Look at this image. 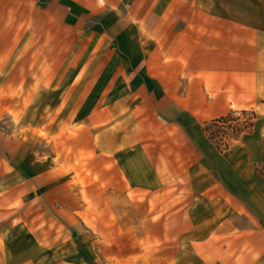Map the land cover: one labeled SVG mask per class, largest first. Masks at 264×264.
Masks as SVG:
<instances>
[{
    "label": "crops",
    "instance_id": "0c3cea01",
    "mask_svg": "<svg viewBox=\"0 0 264 264\" xmlns=\"http://www.w3.org/2000/svg\"><path fill=\"white\" fill-rule=\"evenodd\" d=\"M98 261L264 264V0H0V264Z\"/></svg>",
    "mask_w": 264,
    "mask_h": 264
},
{
    "label": "trees",
    "instance_id": "16d2710c",
    "mask_svg": "<svg viewBox=\"0 0 264 264\" xmlns=\"http://www.w3.org/2000/svg\"><path fill=\"white\" fill-rule=\"evenodd\" d=\"M248 115L252 116L251 119L242 125L241 116ZM255 119L256 115L252 112H230L227 116L208 123L204 130L217 148L223 151L229 148L230 142L238 140L242 133L251 130L255 124Z\"/></svg>",
    "mask_w": 264,
    "mask_h": 264
},
{
    "label": "rangeland",
    "instance_id": "374dc122",
    "mask_svg": "<svg viewBox=\"0 0 264 264\" xmlns=\"http://www.w3.org/2000/svg\"><path fill=\"white\" fill-rule=\"evenodd\" d=\"M83 45V43H82ZM239 116V115H237ZM251 115H248V116H241V124H245L247 123L248 121L247 120H250L251 119ZM230 139V138H229ZM65 264H79V263H69V262H66ZM82 264H92V263H89V262H83ZM96 264H105V263H100L99 261L96 263Z\"/></svg>",
    "mask_w": 264,
    "mask_h": 264
}]
</instances>
